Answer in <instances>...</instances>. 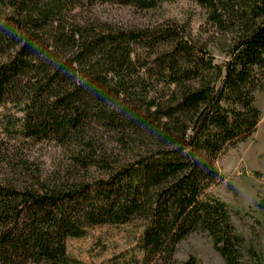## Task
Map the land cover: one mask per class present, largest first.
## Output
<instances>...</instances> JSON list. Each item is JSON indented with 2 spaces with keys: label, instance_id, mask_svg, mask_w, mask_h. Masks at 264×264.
Instances as JSON below:
<instances>
[{
  "label": "trees",
  "instance_id": "obj_1",
  "mask_svg": "<svg viewBox=\"0 0 264 264\" xmlns=\"http://www.w3.org/2000/svg\"><path fill=\"white\" fill-rule=\"evenodd\" d=\"M166 1L0 0V107L13 110L0 128L22 145L67 146L79 165L62 178L0 183V264H69L68 239L132 219L143 222L141 264H197L174 256L193 232L208 235L224 264H264L206 192L222 179L215 160L260 120L264 0H193L209 27L196 32L174 21L104 29L78 20L97 3ZM98 129L135 143V156L101 158ZM90 167L105 176L79 177Z\"/></svg>",
  "mask_w": 264,
  "mask_h": 264
},
{
  "label": "rangeland",
  "instance_id": "obj_2",
  "mask_svg": "<svg viewBox=\"0 0 264 264\" xmlns=\"http://www.w3.org/2000/svg\"><path fill=\"white\" fill-rule=\"evenodd\" d=\"M77 13L78 20L104 29L154 27L166 21L185 23L192 32H196L200 25L203 29L209 28L203 24L204 10L193 0H169L150 10L97 3L77 10ZM255 104L261 112L256 130L244 142L215 160L222 179L206 192L227 205L236 232L245 239L246 245L254 246L264 257V210L255 207V203L264 198V92L255 94ZM7 113H13L9 105L0 107V116ZM95 142L100 157L109 161H128L137 152L135 143L123 145L113 133L102 129H98ZM18 156L25 158L28 174L19 164ZM73 156L69 147L53 141L22 145L6 136L0 128V183L21 185L38 176L40 179L68 176L72 169H79ZM80 176L99 178L105 176V172L90 167L82 170ZM142 225L139 219L122 225H97L89 228L83 237L68 239L69 264H141L139 239ZM190 255L196 258L197 264H224L204 232H193L178 243L175 258L183 261Z\"/></svg>",
  "mask_w": 264,
  "mask_h": 264
}]
</instances>
